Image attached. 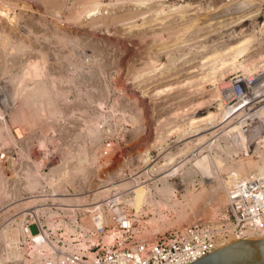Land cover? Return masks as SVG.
I'll list each match as a JSON object with an SVG mask.
<instances>
[{"label":"rangeland","instance_id":"1","mask_svg":"<svg viewBox=\"0 0 264 264\" xmlns=\"http://www.w3.org/2000/svg\"><path fill=\"white\" fill-rule=\"evenodd\" d=\"M74 160L134 190L138 237L220 226L264 172V0H0V264Z\"/></svg>","mask_w":264,"mask_h":264},{"label":"built area","instance_id":"2","mask_svg":"<svg viewBox=\"0 0 264 264\" xmlns=\"http://www.w3.org/2000/svg\"><path fill=\"white\" fill-rule=\"evenodd\" d=\"M92 164L74 160V168L50 169L46 177L60 186L32 200L9 264H189L232 237L264 233V172L227 188L228 217L220 226L191 223L141 238L127 203L134 190L111 182L107 161ZM67 174L73 179L65 181Z\"/></svg>","mask_w":264,"mask_h":264},{"label":"water","instance_id":"3","mask_svg":"<svg viewBox=\"0 0 264 264\" xmlns=\"http://www.w3.org/2000/svg\"><path fill=\"white\" fill-rule=\"evenodd\" d=\"M251 237L220 247L189 264H264V239L253 241Z\"/></svg>","mask_w":264,"mask_h":264},{"label":"bare ground","instance_id":"4","mask_svg":"<svg viewBox=\"0 0 264 264\" xmlns=\"http://www.w3.org/2000/svg\"><path fill=\"white\" fill-rule=\"evenodd\" d=\"M251 3V2H250ZM249 3V4H250ZM95 8V7H94ZM234 9H236V8H234ZM231 10V9H230ZM98 11H99V9H98ZM97 11V12H98ZM88 13V12H87ZM95 15V9L94 10H92V11H89V13H88V15L86 16V17H91V16H94ZM247 16V15H246ZM122 17V16H121ZM242 17V16H241ZM240 18V17H239ZM239 21V20H238ZM222 24V23H221ZM220 25V24H219ZM226 26V25H225ZM222 27H224V26H222ZM226 28V27H225ZM248 39V38H247ZM245 40V39H244ZM243 40V41H244ZM248 41V40H247ZM250 41V40H249ZM249 41L247 42V46L250 44L249 43ZM241 43V42H240ZM249 43V44H248ZM242 44H244V42L243 43H241V44H239L238 43V45L237 46H235V49H236V51L238 50V53H240V54H238V55H240L241 56V54L242 53H244L246 50H247V46H243L242 48H240L239 47V49L238 48H236V47H238L239 45L240 46H242ZM245 44H246V42H245ZM234 49V50H235ZM249 49V48H248ZM232 51V50H231ZM228 52V51H227ZM225 53H226V51H225ZM221 54V53H220ZM224 56V55H223ZM236 56V55H235ZM221 57V56H220ZM219 57V58H220ZM237 57V56H236ZM215 58V57H214ZM217 58V57H216ZM238 58V57H237ZM210 59V58H209ZM208 61V60H207ZM214 66V65H213ZM243 81V80H242ZM236 82H241V79H237V81H234V82H232L233 84H235ZM168 89V88H167ZM36 90V89H35ZM37 91V90H36ZM41 92H42V90H41ZM232 92H233V87H232ZM160 93V92H159ZM158 93V94H159ZM36 94V93H35ZM43 96V95H42ZM237 104V103H236ZM235 104H233V106H234ZM206 159V158H205ZM203 161V160H202ZM205 161H207V160H204L203 161V163L205 162ZM207 163V162H206ZM207 164L206 165H204V168L203 169H206L207 168ZM208 170L206 169V171H204V172H207ZM203 172V173H204ZM258 173H260V172H258ZM261 174V173H260ZM186 178V177H185ZM252 236V237H251ZM249 237H251V240L252 239H254V240H256V239H259V240H261V239H264V233H261V234H253V235H250ZM248 237V238H249ZM244 239H246V238H244ZM244 239H236V237H232V238H230L228 241H226V243L222 246V247H227V246H229V245H232V244H234L235 242L237 243L238 241H241V240H244ZM258 241V240H257Z\"/></svg>","mask_w":264,"mask_h":264}]
</instances>
